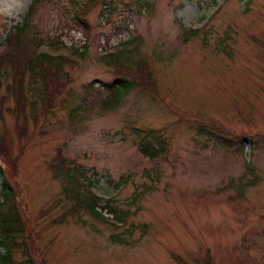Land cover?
<instances>
[{
	"label": "rangeland",
	"instance_id": "obj_1",
	"mask_svg": "<svg viewBox=\"0 0 264 264\" xmlns=\"http://www.w3.org/2000/svg\"><path fill=\"white\" fill-rule=\"evenodd\" d=\"M34 1L0 0V51ZM27 36L85 55L63 65L72 82L50 108L25 79L27 119L0 90L14 185L0 168L39 264H264V0H39ZM126 44L125 62H146L157 91L137 86L105 111L121 77L105 57ZM147 143L164 154L144 156ZM60 155L87 177L78 191L93 181L125 224L62 218L73 201L53 172Z\"/></svg>",
	"mask_w": 264,
	"mask_h": 264
},
{
	"label": "trees",
	"instance_id": "obj_2",
	"mask_svg": "<svg viewBox=\"0 0 264 264\" xmlns=\"http://www.w3.org/2000/svg\"><path fill=\"white\" fill-rule=\"evenodd\" d=\"M39 4V0H35L32 4L24 23L17 25L14 28V33L11 34L6 41L8 50L0 51V90L1 88L8 89V93L14 97V107L12 108L13 116L17 119H27V108L29 107V100L27 97L28 86H26L25 79L30 76L33 82H39L41 86L34 90L39 94L40 108L53 106V99L61 96L67 87L71 84L72 78L64 72L63 65L71 60H75L76 56L83 58L85 55H52L47 51H42L40 47H47L49 50L52 48H65L60 40L49 42V44L36 45V40L28 38L27 33L30 28V18ZM75 9V7H74ZM78 16V14H77ZM30 41H29V40ZM28 42H27V41ZM33 42V46H32ZM127 46V44H126ZM32 47V48H31ZM128 47H122L116 50V54L107 55L108 63L111 67L115 68L121 75L110 87V94L105 96V103L103 108L105 111H112L117 108L124 96H126L133 88L137 86H144L149 90L157 91V84L152 76L151 70L146 62L141 64L128 65L125 62L124 55L129 53ZM136 50V48H135ZM77 53V50H76ZM114 53V52H113ZM72 62V61H71ZM11 78L10 83L5 81ZM64 78H67L64 81ZM37 110L33 107V111ZM0 116H2V104L0 103ZM23 128L25 125L19 127L20 132H25ZM209 135H211L209 133ZM220 137V136H219ZM218 138V137H216ZM218 140H223L221 137ZM223 143H227L223 140ZM12 138L8 131L0 130V158L3 160L4 168L7 166L12 172L8 171V176L12 179L11 183L14 185L13 174H15V167L17 159L11 156ZM141 152L144 156L151 159H157L164 154L165 149L163 145L159 148H153L149 143L141 147ZM4 168H0V178L4 180L0 192V264H16L15 252L20 250L25 258L24 264H39V257L33 252L31 255L27 249L28 242L25 239L26 229L23 224L22 216L17 206V199L15 196V188L7 179V174ZM55 176L62 177L67 180L68 185L64 187L63 194L67 199L73 201V206L62 218L65 219L69 215L79 214L81 211L87 212L95 220L110 221L107 219L100 210H107L109 213H114L112 219L115 224H125L126 214L118 215L111 206L106 203L102 205V199L97 197L92 191L94 183L88 180V187L85 193L78 191L82 186L79 184V176L87 179L83 173L78 170L70 168V164L59 156V161L52 165ZM13 173V174H12ZM240 195L234 196L235 198L242 199L243 187L238 188ZM47 210L44 212L46 215ZM116 243H123L120 239L112 237ZM183 264H185L183 262Z\"/></svg>",
	"mask_w": 264,
	"mask_h": 264
}]
</instances>
